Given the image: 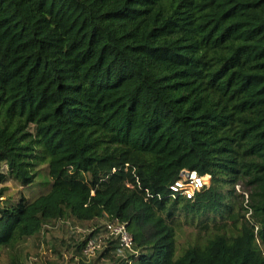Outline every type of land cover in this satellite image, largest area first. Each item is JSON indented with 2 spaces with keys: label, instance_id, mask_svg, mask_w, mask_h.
<instances>
[{
  "label": "trees",
  "instance_id": "16d2710c",
  "mask_svg": "<svg viewBox=\"0 0 264 264\" xmlns=\"http://www.w3.org/2000/svg\"><path fill=\"white\" fill-rule=\"evenodd\" d=\"M0 165L37 188L0 191L7 264L101 220L66 245L94 264H264V0H0ZM184 171L210 177L190 200Z\"/></svg>",
  "mask_w": 264,
  "mask_h": 264
},
{
  "label": "rangeland",
  "instance_id": "374dc122",
  "mask_svg": "<svg viewBox=\"0 0 264 264\" xmlns=\"http://www.w3.org/2000/svg\"><path fill=\"white\" fill-rule=\"evenodd\" d=\"M0 174L4 175V179L0 181V191L3 190V199L17 200L19 195H24L27 199L31 198L37 192V188L24 189L14 179L8 177L7 169L4 165H0ZM240 187H236V191L240 192ZM105 221L101 220L86 224H77L73 222L67 223L66 227H60L59 224L52 226L42 235L33 239L22 241L13 251V255L17 260H23L26 264H94L101 252L100 244L98 251L89 256H79L73 249L66 245L83 241L88 234L96 229H100ZM102 230V229H101ZM100 230V231H101ZM193 232L188 227H184L183 232L180 233L179 245L184 244L190 239V234ZM105 236L103 230L100 236ZM108 235V233H107ZM71 240V241H70ZM64 242L61 246L60 242ZM100 242V241H98ZM264 251V249H262ZM9 258L6 253L0 254V264H7ZM98 264H106L101 261Z\"/></svg>",
  "mask_w": 264,
  "mask_h": 264
},
{
  "label": "built area",
  "instance_id": "2783aa9c",
  "mask_svg": "<svg viewBox=\"0 0 264 264\" xmlns=\"http://www.w3.org/2000/svg\"><path fill=\"white\" fill-rule=\"evenodd\" d=\"M209 183V176L201 177L195 172L184 171L180 174V178L169 187V190L173 197L182 196L190 200L196 193L208 187ZM106 231L111 237L119 241L120 251H132V237L129 235L124 225L118 223L108 224L106 226ZM96 249H98V246L93 240H89L83 252L85 256H89L93 254Z\"/></svg>",
  "mask_w": 264,
  "mask_h": 264
}]
</instances>
